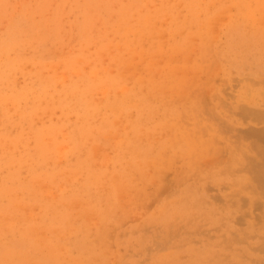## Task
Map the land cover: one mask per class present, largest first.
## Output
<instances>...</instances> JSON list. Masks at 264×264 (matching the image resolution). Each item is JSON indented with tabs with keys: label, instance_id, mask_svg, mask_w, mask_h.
Segmentation results:
<instances>
[{
	"label": "rangeland",
	"instance_id": "1",
	"mask_svg": "<svg viewBox=\"0 0 264 264\" xmlns=\"http://www.w3.org/2000/svg\"><path fill=\"white\" fill-rule=\"evenodd\" d=\"M262 158L264 0H0V264H264Z\"/></svg>",
	"mask_w": 264,
	"mask_h": 264
},
{
	"label": "bare ground",
	"instance_id": "2",
	"mask_svg": "<svg viewBox=\"0 0 264 264\" xmlns=\"http://www.w3.org/2000/svg\"><path fill=\"white\" fill-rule=\"evenodd\" d=\"M248 4H249V3H248ZM193 7H194V6H193ZM200 7H201V6H200ZM245 17H248V18H249V16H248V15H247V16H245ZM234 26H235V25H234ZM236 29H237V28H236ZM240 29H241V28H240ZM239 31H240V30H239ZM242 31H243V30H242ZM244 31H245V30H244ZM240 34H241V33H240ZM244 35H245V34H244ZM244 35H243V36H244ZM200 36H201V34H200ZM249 36H252V34H251V35H249ZM156 134H157V133H156ZM158 137H159V136H158ZM158 137H157V138H158ZM159 138H160V137H159ZM150 139H151V138H150ZM158 141H159V140H158ZM158 141H157V142H158ZM150 142H151V141H150ZM158 143H159V142H158ZM160 145H161V144H160ZM44 149H46V148H44ZM261 156H262V155H261ZM245 159H246V158H245ZM262 159H263V158H262ZM242 161H243V160H242ZM263 161H264V159H263ZM238 162H239V161H238ZM243 162H244V161H243ZM243 162H242V163H240V164H243ZM254 164H256V163H253V165H254ZM258 164H259V163H258ZM258 164H256V165H258ZM238 165H239V164H238ZM233 167H234V166H233ZM244 233H245V232H244ZM250 236H251V235H250ZM244 240H245V239H244ZM245 241H246V240H245ZM240 249H241V248H240ZM237 251H239V249H238ZM46 254H47V253H46ZM244 255H245V254H244ZM41 256H42V255H41ZM237 256H238V255H237ZM239 256H240V255H239ZM54 259H55V258H54ZM55 260H56V259H55Z\"/></svg>",
	"mask_w": 264,
	"mask_h": 264
}]
</instances>
